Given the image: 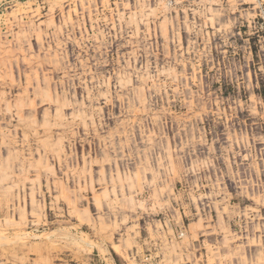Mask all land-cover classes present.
I'll return each mask as SVG.
<instances>
[{
	"label": "rangeland",
	"instance_id": "rangeland-1",
	"mask_svg": "<svg viewBox=\"0 0 264 264\" xmlns=\"http://www.w3.org/2000/svg\"><path fill=\"white\" fill-rule=\"evenodd\" d=\"M0 264H264V0H0Z\"/></svg>",
	"mask_w": 264,
	"mask_h": 264
}]
</instances>
